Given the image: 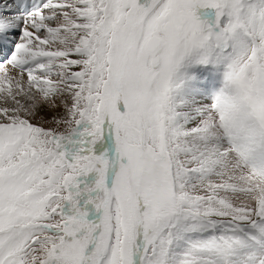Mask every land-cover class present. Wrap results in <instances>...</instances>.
<instances>
[{"label": "snow or ice", "instance_id": "obj_1", "mask_svg": "<svg viewBox=\"0 0 264 264\" xmlns=\"http://www.w3.org/2000/svg\"><path fill=\"white\" fill-rule=\"evenodd\" d=\"M0 264H264V0H0Z\"/></svg>", "mask_w": 264, "mask_h": 264}]
</instances>
